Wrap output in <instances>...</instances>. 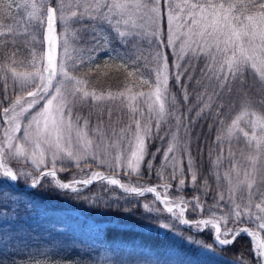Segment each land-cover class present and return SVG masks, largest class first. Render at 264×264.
I'll use <instances>...</instances> for the list:
<instances>
[{"label":"snow or ice","instance_id":"snow-or-ice-1","mask_svg":"<svg viewBox=\"0 0 264 264\" xmlns=\"http://www.w3.org/2000/svg\"><path fill=\"white\" fill-rule=\"evenodd\" d=\"M13 8L16 9L14 15ZM84 21H92L91 31L95 33L92 37L95 44L87 49V57L83 55L85 49H73L76 54H70L67 39L70 25ZM96 21L107 22L125 47L130 40L135 41L133 50L112 49L109 36L97 31ZM58 23L63 28L60 34L57 33ZM41 30L46 51L38 53L34 44L41 43L38 39ZM80 31L87 29H75L72 35L75 37ZM21 37L31 59L17 57L20 49L15 45ZM142 41L147 42V50L140 47ZM9 45L14 50L0 62V80L4 81V99H8L9 81L16 94L0 112L2 186L21 177H31L32 188L49 178L55 188L72 193L100 183L132 197L152 194L154 199L143 205L144 210L167 213L171 217L168 222L160 223V228L172 229L178 223L197 233L210 231L213 243L196 241L200 245L195 249L197 258L215 260L219 256L217 248L226 251L244 234L251 238L253 264H264V112L252 107L245 90L246 76L252 75L264 91V0H0V47ZM58 46L63 49L62 54H58ZM168 49L173 58L171 66ZM101 52L107 55L106 65L108 61H119L118 68H123L129 78H139L149 90L134 91L133 84H126L116 92L89 88L91 81L74 72L85 60L89 65L94 63ZM201 58L205 60V67L197 86H202L203 91L187 109V113L198 109L195 117L185 123L187 113H179V102L176 95L170 93L169 81L175 79L184 103L188 104V84L182 78L187 75L188 81L193 79V61ZM141 61L145 67L151 65L147 77L141 70ZM99 67L97 65V69ZM234 89L238 94L243 93L245 100L239 114L225 128L221 117L225 107L223 98L230 96ZM89 103L97 111L98 121L91 129L87 118L78 115L73 118L74 108ZM117 103L127 110V123L118 129L111 122L112 106ZM260 104L264 105V100ZM170 106L172 111H169ZM105 109L109 127L104 124ZM205 113H212L213 120L220 125L215 143L221 145V155L213 162V174L218 186L221 181L225 183L227 203L231 206L226 214L212 210L220 207L219 201L225 200L224 193L220 192L207 217L202 215L204 205L199 196L186 200L183 196L172 198L169 195L170 181L178 180L177 191H183L186 186L181 157L177 155L181 150L187 159V174L195 186L198 174L188 148L190 138L182 144L178 133L183 127L185 135L190 137V124H195ZM169 117L175 119L176 131L165 133L170 134L171 139L156 170L161 183L149 186L122 182L118 178L120 173L140 177L145 165L151 175L160 149L151 154V159H146L148 146L157 137L164 139L159 133ZM81 119L83 124H80ZM20 133L22 135H18ZM238 134L243 136L247 155L241 152L237 160L229 147L230 164L221 176L219 168L225 159L223 141L230 142ZM12 159L30 163L37 174L15 171L7 162ZM65 161L80 169L78 177L73 175L67 181L59 178V172L67 171ZM89 161L112 174L91 170ZM57 162H61L59 168ZM82 162L88 167L87 173L81 167ZM167 168L172 169L169 175H165ZM203 187H207L206 180ZM255 197L259 199L254 203ZM157 203L163 207H157ZM190 206L194 212L199 210V218L186 217ZM246 224L253 227L242 226ZM228 264L248 262L240 254Z\"/></svg>","mask_w":264,"mask_h":264},{"label":"trees","instance_id":"trees-1","mask_svg":"<svg viewBox=\"0 0 264 264\" xmlns=\"http://www.w3.org/2000/svg\"><path fill=\"white\" fill-rule=\"evenodd\" d=\"M100 22L96 21L97 24ZM23 39L21 37L15 45L20 49L17 52L18 58H27L28 56V49L22 43ZM13 50L11 45L6 48L0 47V62H3ZM167 52L171 66L173 59L171 50L168 49ZM106 59L98 60L99 69H97V65L90 66L93 69L88 73L90 85L99 83L101 87L106 85L113 87L115 84L118 87L126 80H131L130 82L133 83L139 81L138 78H129L123 68H118V61L115 63L108 61L106 65ZM186 62L184 61V63ZM193 63L195 64V71L192 73L193 79L188 81L187 75L182 78L188 84L190 94L188 104L184 103L183 95L180 88L177 87L175 79L172 78L169 81L170 93L176 95L181 114L187 113L188 107L196 103V95L203 91L202 86H197V80L201 79V70L205 67V60L201 58ZM246 80L245 90L248 91L246 99L251 102L255 110L264 112V105L260 104V101L264 100V91L260 90L258 81L252 75H247ZM7 95L8 99H4V81L0 80L1 108L8 106L15 98V94H12L9 88ZM243 100H245L243 93L238 94L235 89L230 96L223 98L225 107L221 111V117L225 121V128L241 111ZM172 110L173 108L170 106L169 111ZM197 110L193 109L191 113H187L188 120L184 122L188 123L192 117H195ZM173 122L176 123L175 119L169 117L167 122L162 124L159 135L165 138L168 126ZM209 125L212 127L210 128ZM219 127V122L213 120L212 113H205L195 124H190V137L185 135L183 127L179 130L182 131L185 140L190 138L188 148L194 159L198 178L195 186H186L183 191L174 192L179 193L186 200H192L193 197L199 196L204 205L202 213L204 217L209 215V209L217 202L220 192L224 193L225 200L219 201L220 207L212 210L218 214H226L231 207L227 203L228 192L225 183L221 181L218 186L213 174V162L221 155V145L215 143ZM153 131H155L154 128ZM162 131H164L163 135H161ZM243 140L238 135L230 142L227 139L223 141L225 159L219 168L221 176H223L224 169L230 164L227 159L229 147L236 154L237 160H240L241 152L244 154L247 152L245 143L242 146ZM160 143L162 140L158 137L149 143V156L146 159H151V154L160 148ZM154 163L160 164L156 158ZM146 169L145 165L142 172L145 173ZM59 176L62 179H68V176L62 173ZM143 176H145V183H155L156 181L154 174ZM205 180L207 181L206 188L203 187ZM29 182L19 179L17 181L19 189L10 185L9 182L7 186H2V182H0V194L8 191L10 194L19 195V198H12V200L5 197L0 200V264H38V262L39 264H132L133 256L130 251H126L125 247L170 251L194 261V264H223L224 259L236 260L240 254L248 264L254 262L251 253V238L244 234L226 251L216 249L223 258L222 260L220 258H215V260L206 257L197 258L195 249L199 246L190 244L185 239L191 236L195 240L211 244L213 241L210 231L197 233L183 225L176 226L173 231L161 232L148 229L145 227L144 215L133 202L136 197L128 196L115 187H109V192L104 194L103 199L90 202L87 193L106 184L94 183L79 193H72L55 188L49 178L42 180L36 188L26 187ZM110 194L123 195L125 198L119 201L118 199L109 200ZM137 198L140 199V197ZM258 199L259 197H255L254 201ZM237 201L240 202L239 196ZM96 210L101 211V214L93 215ZM198 213L199 210L194 212L190 206L187 209L186 217L192 219L198 216ZM115 216L117 219L112 221ZM229 226H231V221H229ZM76 228H79L80 231L77 232ZM175 231L178 234L175 235Z\"/></svg>","mask_w":264,"mask_h":264},{"label":"rangeland","instance_id":"rangeland-1","mask_svg":"<svg viewBox=\"0 0 264 264\" xmlns=\"http://www.w3.org/2000/svg\"><path fill=\"white\" fill-rule=\"evenodd\" d=\"M11 12L14 15L16 13V9L13 8L11 10ZM20 15H23V13H20ZM165 24H166V20H165ZM91 26H92V22L91 21H84L83 24H81V23H72L70 25L69 33L67 35V39L69 41V53L70 54H72V55L76 54V53L73 52V49H85L83 55L85 57H87L89 55V52L87 51V49L91 48L95 44V40L92 38L95 35V33H93L91 31ZM56 27H57V33L58 34L63 32V28H62V26L59 23L57 24ZM82 27L86 28L87 31L76 32L75 37H74L72 35L73 30L79 29V28H82ZM96 28H97L98 32H102V33H104V34L109 36V38L111 40L110 47L112 49H115L116 51H120V52H128V51H132L133 50L132 49V43H134L135 41L130 40L129 44L127 45V47H125V45L122 44L119 41V39H117L116 33L113 32V30L110 28V26L107 24V22H100L99 24L96 23ZM86 32H87V34H86ZM38 39L41 41V43L34 44V47L36 48V51L38 53H43L44 51H46V45L43 43V30H41V32L38 34ZM140 47L145 49V50H147L149 46H148L146 41H142V42H140ZM57 52H58V54H62L63 49L58 46ZM145 54H147V52H145ZM112 55H115V52H113ZM100 58H107V55L105 53H103V52L99 53L98 55H96L95 62L92 63L91 65H89L87 60H85V63L80 65L77 68V70L74 72V75H76L78 77H83L85 79L90 80L88 78V73H90L93 70L91 67H95V65H98V63H99L98 60ZM24 59L25 60L31 59V56L29 55V51H28L27 58H24ZM150 68H151L150 64H149L148 67H145L144 66V61H141V70H142L143 74L145 75V77H147L150 74ZM21 70H23V69H21ZM152 78L154 79V75H153ZM130 81L131 80H126L125 83L121 84V86H118V87L115 86V84H113V87L112 86H107V85L104 86V87H101V85L99 83H96L94 85H89V88H93L94 87L97 90H101V91L111 90L113 92H116V91L122 90L125 87L126 84H133L135 86L134 87V91H136V90L148 91L149 90L147 85H143L140 82V80L138 82H135V83L130 82ZM9 90H10V92L12 94H16L14 89L11 86V81H9ZM14 99L15 98H13V100ZM8 106H6V107H8ZM41 107H42V105H41ZM112 107H113V115H112V118H111V122L116 124L117 129L120 128V127H123L127 123V110L125 108H123L121 105H119L118 103L116 105H113ZM2 109L3 108L0 109V112H2ZM145 111H147L146 107H145ZM73 113H74L73 118H75V116H77V115L82 117V118H87L89 120V128L90 129H91L92 126H95L97 124V122H98L97 121V111L92 108L91 103L86 104V105L77 106L76 108L73 109ZM0 119H2V117H0ZM103 119H104L105 127H109V118L107 116V109H105V115H104ZM118 120L121 121V122L120 123H116ZM80 124H83V119L80 120ZM153 124H154V120H153ZM241 126L244 127L243 123H241ZM175 131H176V123L173 122L171 125L168 126V128L166 130V133H171V132H175ZM163 133H164V131H162L161 135H163ZM90 134H91V132H90ZM18 135H22V133H20ZM238 135L240 136V139H243L242 134H238ZM178 136H179V139H180L181 143L183 144L185 139H184L182 131H179ZM170 139H171V135L170 134L169 135H165V138L162 140V143H160V146H159L160 148H158V149H160V151L156 155V159L159 160L160 164L158 163V165H156L153 162L154 163V167H153V170H152L151 174H154L155 177H156L155 183H145L144 182L145 176H143V175L149 174L147 169L144 170L145 173L142 172V176H140V177H137V176L128 177V176L123 175V173H120L119 174V178L122 180V182L128 183L129 181H131V183H133V184L141 183V184H146V185H149V186H154V185L160 184L161 181L159 180V178L156 175V170L160 168L162 157H163V154H164V150L168 147V143H169ZM244 143L245 142L243 140L242 141V146H243ZM245 154L247 155V152ZM177 155L179 157H181V166L184 168V172H185V177L184 178H185V181H186V186L191 187L192 186L191 177L187 174V159L184 157V154H183L182 150L179 153H177ZM7 162L9 164V166L12 167L15 171H20V170L31 171V172H33V175L37 174L35 172V170L32 168V166L30 165V163H27L25 161H17V160H14V159L8 160ZM88 164H91V170H93V171H102V172H105V173H111V172H108V170L106 168H103V167L97 168L95 166V163L92 162V161H89ZM60 166H61V162H57V167L59 168ZM64 166L67 168V171L59 172L58 176H59L60 173H62L63 175L68 176V179H62L59 176V178L62 181H67V180L71 179L73 175H77V177L79 176L80 169L76 168L75 164H73L71 162H68V161H65L64 162ZM81 167L84 168L85 173L88 172V167H87V165L84 162H82ZM228 167H229V164L224 169V171ZM142 171H143V168H142ZM171 171H172L171 168L165 169V175H169L171 173ZM20 179H22L23 181L29 182L31 180V177H21ZM170 182L172 184V187L169 190L170 197L176 198V197L182 196L179 193L177 194L176 192H174V191H177V187L176 186L178 184V180L170 181ZM29 183L26 185V187H30V186H28ZM9 184L14 186L17 189L20 188L17 185V181L16 182L9 181ZM116 189L118 191H121L118 188H116ZM159 190L161 192H163L162 188L159 189ZM108 192H109V186L104 185L102 187H99L97 190H93V191L87 193L88 194L87 196L90 197L89 201L92 202V201H95V200L103 199L104 194L108 193ZM4 197L5 198H10L12 200V198L13 199L19 198V195L10 194L8 191H4V192H1V194H0V200L4 199ZM124 198L125 197L123 195L116 194V195H111V197H109L108 199L109 200L110 199H118V201H119V200H124ZM153 199L154 198H153L152 194H146L145 197H142L140 199L136 197L133 200L135 205L140 208L141 213L144 215V217H150L149 219H145L143 217L144 220L146 221L145 227L148 228V229L158 230V231H161V232H164L166 230L173 231L175 229V227L179 225L178 223L172 229H162V228L159 227L160 223H162V222L166 223V222H168L171 219V217L167 213H149V212H146L144 210L143 205L145 203H151L153 201ZM255 202H258V200L254 201V203ZM156 206L160 207V208L163 207L162 205H159L158 203L156 204ZM98 211L99 210H96L93 213V215L94 214H98L99 215V213L101 214V211L100 212H98ZM132 212H133V210H132ZM135 214L137 215V213H135ZM197 218H199V216H196V217H194L192 219H197ZM115 219H117V216H115L112 221H115ZM108 222L113 223L111 221H108ZM249 225H251V224H249ZM249 225H242V226L249 227ZM251 227H253V225H251ZM76 231L79 232L80 229L76 228ZM174 233H175V235L178 234L177 231H175ZM185 240H186V242H188L190 244L192 243V244H195V245L200 247V245L196 244V241H200V240H195L191 236L189 238H186ZM125 249H126V251H130L131 255L133 256V261L131 262L132 264H189V262H191V264H194V261H191L190 259H187V258H183V257L177 255L176 253L170 252V251H154V250H149V249H144V248L132 249V248H128V247H125ZM253 257H254V255H253ZM217 258H222V257L219 254V256ZM254 259H255V257H254ZM230 261H233V260L232 259H226V260L224 259L223 264H228V262H230Z\"/></svg>","mask_w":264,"mask_h":264},{"label":"water","instance_id":"water-1","mask_svg":"<svg viewBox=\"0 0 264 264\" xmlns=\"http://www.w3.org/2000/svg\"><path fill=\"white\" fill-rule=\"evenodd\" d=\"M106 174H109V175H111L112 173H106ZM119 178V177H118ZM30 184H31V182L29 183V185L28 186H30Z\"/></svg>","mask_w":264,"mask_h":264}]
</instances>
